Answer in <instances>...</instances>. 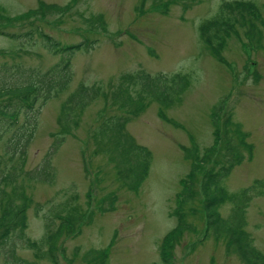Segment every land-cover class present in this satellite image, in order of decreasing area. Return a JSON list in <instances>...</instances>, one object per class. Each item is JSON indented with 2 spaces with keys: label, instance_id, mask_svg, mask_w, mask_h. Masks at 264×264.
<instances>
[{
  "label": "rangeland",
  "instance_id": "obj_1",
  "mask_svg": "<svg viewBox=\"0 0 264 264\" xmlns=\"http://www.w3.org/2000/svg\"><path fill=\"white\" fill-rule=\"evenodd\" d=\"M229 2L251 4L252 10L224 11L233 18L219 33L224 38L211 44L200 26ZM46 35L60 47H78L71 56L56 53ZM64 54L73 80L68 90L42 104L26 170L41 165L69 95L80 84L102 91L54 154L53 182L26 184L31 199L26 235L40 240L44 214L59 228L58 210L75 206L80 221L63 226L59 264H85L91 248L105 250L111 264H164L162 252L174 264H245L227 237L209 227L202 181L208 168H219L228 157L226 132L243 160L220 185L236 194L264 179V0H0V65L45 72ZM140 70L186 75V89L170 106L149 97L132 114L133 105L118 104L115 95L120 77ZM138 91L134 85L122 98L134 103ZM109 115L127 116V132L152 152L138 190L124 184L110 154L97 145L94 131ZM258 191L251 190L244 229L264 253V194ZM233 207L227 200L218 209L229 218ZM11 238L21 257L53 264L23 246L17 233ZM4 259L1 254L0 263Z\"/></svg>",
  "mask_w": 264,
  "mask_h": 264
},
{
  "label": "trees",
  "instance_id": "obj_2",
  "mask_svg": "<svg viewBox=\"0 0 264 264\" xmlns=\"http://www.w3.org/2000/svg\"><path fill=\"white\" fill-rule=\"evenodd\" d=\"M248 9L252 10L251 4L245 2L227 3L221 14L201 24L202 38L209 43L221 41L224 37H221L219 33L229 28L233 18V15L225 16L223 12L243 15ZM46 38L49 49L56 53L62 52L71 56L78 47L76 45L60 47L59 42L54 38L48 35ZM70 67V57L66 58V54L58 65L45 72L31 74L19 65L9 66L7 63L0 65V209L2 210L0 256L3 254L5 257L0 264H34V261L17 254L16 241L11 238L14 233L23 240V246L35 250L37 258H48L53 264H59L57 246L63 226L75 225L80 221L77 207L70 209L64 205L55 215L63 219L59 228H54L53 217L44 214L46 230L42 238L32 240L26 235L27 209L31 201L26 192V184L33 181L53 182L54 154L64 143L73 125H78V116L101 95L100 86L80 84L63 105L60 130L55 135L41 165L26 170L28 150L38 129L42 104L69 89L74 76ZM186 79V75L179 73L151 74L145 70L126 73L120 77L119 91L115 97L119 98L117 103L122 106L133 105L132 114H137L149 97L165 106H170L186 89L185 84L188 83ZM134 85L139 86V91L136 101L131 103L129 98H122V94H129ZM40 100L42 102L37 106ZM22 118L23 121H21ZM128 120L127 116H106L95 129L94 136L99 149L110 154L120 177L124 179V184L132 190H138L149 174L152 152L127 132ZM226 134L228 157L222 161L219 168L214 166L208 168L202 181V191L206 197L205 210L209 218L208 225L216 233L227 237L230 245L245 264H264V253L254 245L249 232L244 229V211L250 199L251 190L257 187L258 192L264 194V179H257L251 188L236 194L229 193L220 185L221 180L226 178L234 166L243 160L240 146L234 144L230 133L226 132ZM227 200L233 202L234 207L231 216L224 218L218 208ZM60 211L67 212V217H64ZM161 257L164 264H174L173 259L166 256L165 252H162ZM83 259L85 264H111L106 251L96 248L87 250Z\"/></svg>",
  "mask_w": 264,
  "mask_h": 264
}]
</instances>
